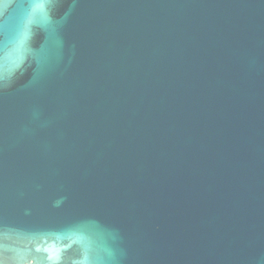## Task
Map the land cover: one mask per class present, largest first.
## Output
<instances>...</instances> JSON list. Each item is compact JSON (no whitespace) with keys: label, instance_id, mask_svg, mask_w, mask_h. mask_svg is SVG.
<instances>
[{"label":"water","instance_id":"95a60500","mask_svg":"<svg viewBox=\"0 0 264 264\" xmlns=\"http://www.w3.org/2000/svg\"><path fill=\"white\" fill-rule=\"evenodd\" d=\"M0 264H264V0H0Z\"/></svg>","mask_w":264,"mask_h":264}]
</instances>
